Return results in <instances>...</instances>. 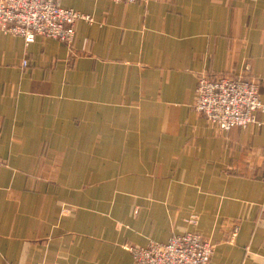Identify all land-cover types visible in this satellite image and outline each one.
I'll list each match as a JSON object with an SVG mask.
<instances>
[{"label": "crops", "instance_id": "1", "mask_svg": "<svg viewBox=\"0 0 264 264\" xmlns=\"http://www.w3.org/2000/svg\"><path fill=\"white\" fill-rule=\"evenodd\" d=\"M61 7L92 18L71 49L0 32V264H133L191 232L209 264H264V113L193 110L201 73L246 65L264 104V0Z\"/></svg>", "mask_w": 264, "mask_h": 264}, {"label": "built area", "instance_id": "2", "mask_svg": "<svg viewBox=\"0 0 264 264\" xmlns=\"http://www.w3.org/2000/svg\"><path fill=\"white\" fill-rule=\"evenodd\" d=\"M143 3L169 0H111ZM77 21L92 18L61 7V0H0V32L20 37L26 44L36 37L51 39L72 48ZM26 61L21 66L25 67ZM246 65L241 76L201 73L197 78L193 110L221 132L245 129L257 124L264 113L260 84ZM264 178V160H263ZM232 232V239L236 235ZM215 246L197 233L172 235L165 243L149 242L146 247L124 246L133 264H209Z\"/></svg>", "mask_w": 264, "mask_h": 264}]
</instances>
